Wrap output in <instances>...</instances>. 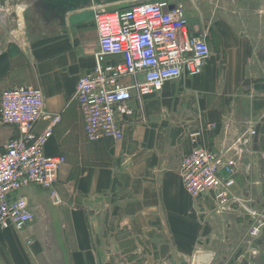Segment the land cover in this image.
Returning a JSON list of instances; mask_svg holds the SVG:
<instances>
[{
	"label": "crops",
	"instance_id": "obj_1",
	"mask_svg": "<svg viewBox=\"0 0 264 264\" xmlns=\"http://www.w3.org/2000/svg\"><path fill=\"white\" fill-rule=\"evenodd\" d=\"M132 1L140 0H30L23 14V41H10L0 51V92L17 85L41 89L44 111L61 117L45 153L66 159L55 184L61 199L57 216L47 218L56 226L50 247L31 250V245L26 246L29 226L22 231L0 230V264H168L167 258L178 252L180 242H193L196 236V244L214 241V250L198 249L193 256L211 251V261L227 258L226 264H236L241 254L236 249L244 242V253L249 258L261 253L258 261L264 264V227L261 236L249 242L248 224L244 235L235 234L231 217L237 213L215 214L224 221L215 225L218 218L212 214V199L192 200L178 174L183 155L192 147L191 131L202 127L204 145L216 149L250 122L257 132L264 128V108L254 112V107L264 105V79L251 86L220 69L216 55L229 50L232 61L240 64L239 50L247 40L252 44L250 37L230 29L228 19L226 30L216 25V37L211 26L208 41L215 52L199 75L167 81L160 92L143 97L140 103L134 101L132 114L118 117L121 140L86 139L74 94L78 78L94 66V10H120ZM214 1V18L228 17L230 10L221 6L223 0ZM122 83L129 84L130 79ZM251 93L260 97L249 98ZM210 121L216 127L206 130L204 124ZM47 124L40 119L35 130L41 132ZM17 134L16 128L0 121V145ZM262 146L259 133L252 145L253 166L237 176L234 186L235 192L250 195L253 208L260 211L264 209ZM37 189L41 188L30 185L17 195L29 205ZM189 233L193 238H188ZM244 264L252 262L247 259Z\"/></svg>",
	"mask_w": 264,
	"mask_h": 264
},
{
	"label": "built area",
	"instance_id": "obj_2",
	"mask_svg": "<svg viewBox=\"0 0 264 264\" xmlns=\"http://www.w3.org/2000/svg\"><path fill=\"white\" fill-rule=\"evenodd\" d=\"M97 49L92 70L78 78L74 100L80 110L86 139L119 141L123 132L118 117L132 114L134 101L161 91L167 81L193 78L211 55L207 28L192 25L183 4L170 0H140L127 8L94 10ZM118 56V59H113ZM123 79H130L123 84ZM40 88L17 85L0 92V121L16 128L17 136L0 145V230L22 231L34 219L27 202L17 195L36 185L52 204L61 203L55 187L63 155L49 156L45 146L60 114L44 111ZM48 122L41 132L35 124ZM216 127L214 121L204 124ZM258 132L250 122L219 148L203 143V129L191 131L189 152L183 155L178 174L192 200L209 196L217 215L237 213L248 218L247 241L259 238L264 212L253 208L247 193L235 192L237 176L253 166L250 157Z\"/></svg>",
	"mask_w": 264,
	"mask_h": 264
},
{
	"label": "rangeland",
	"instance_id": "obj_3",
	"mask_svg": "<svg viewBox=\"0 0 264 264\" xmlns=\"http://www.w3.org/2000/svg\"><path fill=\"white\" fill-rule=\"evenodd\" d=\"M29 2L30 0H0V51L10 41H23V14L25 10V4ZM136 2L132 1L131 3H128V7ZM177 2H180L187 7L190 14V22L192 25L200 24L201 26L203 25L205 29L208 27L211 28V26L213 25H217L219 28L226 30L228 19L230 22V29L238 30L239 32H241L240 34L250 37L252 44H250L247 40L241 47L242 49L239 50L240 56H238V58L241 61L240 64L239 62L236 63L235 60L232 61V55L229 50H224L223 52H220L218 55H216L217 58L220 59V69L222 72L224 71V73L227 74H234V76H236L237 78L242 79L243 84L248 83L249 85L251 84V86L257 82H261V80L264 79V0H223V2H220L221 6L225 9L228 8L230 12L227 11L228 17L225 15L222 18H214V7L217 3L214 0H180ZM251 45L254 46V48H252ZM210 50L212 57L215 50L211 46ZM236 68H238V72L235 70ZM238 94L241 95V93L239 92ZM249 95L251 96H249V98L260 97L256 96L253 93ZM258 108H264V105L261 103V105H257L256 107H254V112L259 113L258 111L260 110L256 111ZM258 132L261 133L262 142V139L264 140V128L262 130V127H260ZM262 147L264 149V146ZM31 195L33 199L31 202L32 204L29 203V206L34 212V219L28 227V229L30 228L29 230L31 232H28L29 238H26V246L31 245L29 247L31 250H33L34 248L35 250H37L41 247V245H43L44 247H50L51 234L54 232L53 228L56 226H52L47 218L50 216H57V213L55 211L57 206L52 204L49 195L41 189H37L35 192H32ZM22 198L27 201L25 197ZM211 209L214 217H217L214 213V203H212ZM262 211L264 212V209H262ZM237 215H233L231 217L235 219V234H238L239 232L240 235H244L243 233H245L246 230L244 232L243 229L245 224H248V220L245 219L246 216L238 215L241 219L238 221L236 219L238 218ZM218 223L223 224L224 221L219 220L218 218V220L214 221V224L216 225ZM188 238H193V234L189 233ZM196 239L197 236L193 242H180L178 252H173L170 257L167 258V263L192 264L194 251L198 249L214 250V241L211 245L201 244L200 241L198 242V244H196ZM251 246L255 249H258L257 244L253 243L251 244ZM246 247L247 244L242 242V244L236 249L237 253L241 251V254H243V259L242 257H240L241 254L238 257L242 261H236V264H244L247 259L249 262H252V264H260L258 261V257L261 253H256L254 257L249 258L248 255L244 253ZM1 253L2 250H0V254ZM223 259L224 261L219 262L215 259L209 264H226L227 258ZM141 260L142 258H140V261Z\"/></svg>",
	"mask_w": 264,
	"mask_h": 264
},
{
	"label": "water",
	"instance_id": "obj_4",
	"mask_svg": "<svg viewBox=\"0 0 264 264\" xmlns=\"http://www.w3.org/2000/svg\"><path fill=\"white\" fill-rule=\"evenodd\" d=\"M213 253L211 251L197 252L193 256L192 264H209Z\"/></svg>",
	"mask_w": 264,
	"mask_h": 264
},
{
	"label": "flooded vegetation",
	"instance_id": "obj_5",
	"mask_svg": "<svg viewBox=\"0 0 264 264\" xmlns=\"http://www.w3.org/2000/svg\"><path fill=\"white\" fill-rule=\"evenodd\" d=\"M214 36L216 37V26H214ZM207 37H208V39H211V37H212V33H211V28L210 27L207 28Z\"/></svg>",
	"mask_w": 264,
	"mask_h": 264
}]
</instances>
